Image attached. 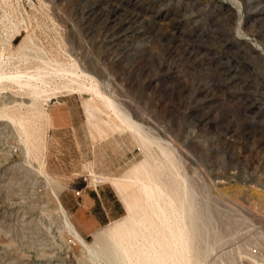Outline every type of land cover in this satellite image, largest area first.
Returning a JSON list of instances; mask_svg holds the SVG:
<instances>
[{"label": "rangeland", "instance_id": "374dc122", "mask_svg": "<svg viewBox=\"0 0 264 264\" xmlns=\"http://www.w3.org/2000/svg\"><path fill=\"white\" fill-rule=\"evenodd\" d=\"M234 1L244 5L245 34L264 49V0ZM229 3L0 0V63L13 73L36 66L33 56L26 62V51H19L30 36L33 42L28 44L44 49L50 58L71 56L96 77L100 73L109 95L145 131L173 146L200 200L212 205L216 227L225 235L212 257L237 252L247 243L248 256L263 259L264 57L239 40L237 12ZM5 86L2 81L0 107L29 101L16 89L2 90ZM89 98L64 93L48 101V112L57 119L39 156L48 178L37 173L35 159L29 162L13 126L0 120V264L40 263V254H52L41 241H55L69 252L62 257L93 264L63 226L52 188L89 243L94 232L114 221L85 234L73 212L76 200L104 187L124 207L102 177L125 176L144 155L129 131L93 137L85 112ZM28 211L40 220L38 227L25 229L20 222Z\"/></svg>", "mask_w": 264, "mask_h": 264}, {"label": "bare ground", "instance_id": "6f19581e", "mask_svg": "<svg viewBox=\"0 0 264 264\" xmlns=\"http://www.w3.org/2000/svg\"><path fill=\"white\" fill-rule=\"evenodd\" d=\"M228 2L229 9L231 7L237 12L236 32L239 40L256 55L264 57L263 47L250 40L244 32V5L234 0ZM30 41L33 42V38L26 36V44L19 51L22 54L26 51V62L33 56L39 62L36 66H26V71L18 68L13 73L3 70L0 63V86L2 81L6 82L2 90L16 89L19 95L26 97L23 99L29 101L6 103L0 107V120L13 126L29 162L32 159L38 162L37 173L48 178L45 163L39 159L40 154L45 152V136L53 123L47 109L48 101L64 93L90 96L85 101V112L94 138L129 131L144 155L143 160L135 164L125 176L102 177L104 182L114 187L126 213L121 219L94 232L92 243L74 227L56 190L52 188L63 216V226L83 251L89 253L93 264H99L100 260H104L105 264H264V258L254 257L253 254L248 256L249 252L246 253L244 248L247 243L239 246L237 252L212 257L223 245L225 235L216 227L212 205L200 200V191L191 183L173 146L164 144L161 138L145 131L133 114L111 97L113 95L100 81V73L96 77L89 70L81 68L71 56L64 61L50 58L44 49H34L28 44ZM31 217L34 216L30 212L22 216L20 222L26 226L25 229L40 225V220H29ZM40 246L52 254H40L38 262H41L38 264L82 262L81 258L76 263L74 257H62L69 252H63L55 241H41ZM44 247H40V250H44Z\"/></svg>", "mask_w": 264, "mask_h": 264}, {"label": "crops", "instance_id": "0c3cea01", "mask_svg": "<svg viewBox=\"0 0 264 264\" xmlns=\"http://www.w3.org/2000/svg\"><path fill=\"white\" fill-rule=\"evenodd\" d=\"M52 120L55 122L57 119L53 116ZM124 210L114 191L104 187H100L97 191L83 193L73 207L79 227L87 235L94 232L102 224L119 219ZM86 219L91 224L85 222Z\"/></svg>", "mask_w": 264, "mask_h": 264}]
</instances>
